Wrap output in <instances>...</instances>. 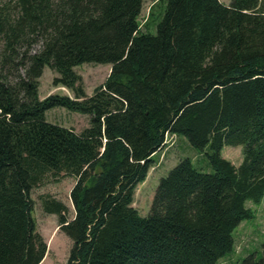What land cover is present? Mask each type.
I'll use <instances>...</instances> for the list:
<instances>
[{"label": "trees", "instance_id": "16d2710c", "mask_svg": "<svg viewBox=\"0 0 264 264\" xmlns=\"http://www.w3.org/2000/svg\"><path fill=\"white\" fill-rule=\"evenodd\" d=\"M144 0H0V264H40L32 190L75 177L69 207L43 199L71 239L67 264H219L264 197V0H164L152 34ZM109 63L88 95L75 66ZM45 66L74 92L39 96ZM91 115L81 131L54 107ZM205 150L213 171L181 159L134 207L168 134ZM225 145H243L235 165ZM241 264H264L253 253Z\"/></svg>", "mask_w": 264, "mask_h": 264}, {"label": "rangeland", "instance_id": "374dc122", "mask_svg": "<svg viewBox=\"0 0 264 264\" xmlns=\"http://www.w3.org/2000/svg\"><path fill=\"white\" fill-rule=\"evenodd\" d=\"M230 4L232 0H221ZM165 9L164 0H144L139 17L141 30L155 34L157 24L162 19ZM75 71L81 75L82 83L88 95H92L95 87L105 82L111 71L109 63H82L75 66ZM58 74L49 66H45L40 77L39 96L45 98L50 94H68L74 96L73 90L63 85L54 84ZM48 121L81 131L90 125L91 115L72 111L58 106L47 110ZM166 146L154 155V161L149 169L145 181L138 184L134 195V207L140 214H149L156 189L162 177L183 158H190L193 164L206 172L213 171L206 152L194 147L184 135H167ZM243 145H225L221 151L223 157L235 165H240L244 158ZM76 183L75 177L65 176L60 180L48 176L45 182L35 187L31 196L34 200L33 215L36 220L37 231L47 243V252L40 264H67L71 239L60 229L57 214L48 213L43 207V199L55 197L63 201L74 215V208L70 197L71 190ZM246 206L251 208L253 216L241 222L234 231L235 245L232 252L222 257L219 264H241L242 259L253 253L258 259L263 255L264 243V197L259 202L247 200Z\"/></svg>", "mask_w": 264, "mask_h": 264}]
</instances>
